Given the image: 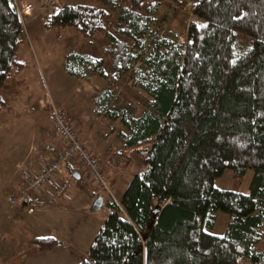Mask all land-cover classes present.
Returning <instances> with one entry per match:
<instances>
[{"label":"trees","instance_id":"obj_1","mask_svg":"<svg viewBox=\"0 0 264 264\" xmlns=\"http://www.w3.org/2000/svg\"><path fill=\"white\" fill-rule=\"evenodd\" d=\"M16 1L0 0V88L23 67ZM100 1L116 11L114 21L103 9L64 6L44 28L108 39L110 72L104 60L79 52L66 57L65 69L80 75L85 67L112 83L131 75L147 97L143 110L135 117L110 110L105 90L96 114L119 121L117 137L142 158L143 171L119 202L105 203L107 218L80 264H235L240 257L264 264V0H190L194 20L183 45L151 30L163 0ZM237 35L251 46L235 57ZM137 62L145 70L133 69ZM227 169L236 180L253 172L248 194L214 187ZM219 213L228 220L213 234Z\"/></svg>","mask_w":264,"mask_h":264},{"label":"rangeland","instance_id":"obj_2","mask_svg":"<svg viewBox=\"0 0 264 264\" xmlns=\"http://www.w3.org/2000/svg\"><path fill=\"white\" fill-rule=\"evenodd\" d=\"M25 1H29L28 3L33 8L23 20L26 24L24 39L18 49L16 59L26 64L28 72L21 77V82L15 81L14 86L8 87L11 99L15 98L18 92L26 90L24 94H28L29 102H32L38 94L46 90V87L52 95H55L50 79L48 78V86H45L46 80H43V74L40 75L41 71L44 72L48 67L50 70V66L54 74L52 77L57 78L59 86H67L65 79L70 82L73 76L66 73L63 67L65 64L62 63L72 53L70 52L72 50L94 58L106 55L104 69L107 73L110 72V58L103 51L108 46V39L103 37L98 40L85 39L80 34L77 38H73L70 34L76 32L74 28L56 27L49 30L43 28L42 21L56 9L64 6L80 5L103 9L110 15L111 21L115 20L116 11L104 5L100 0H17V4L19 6L27 4ZM193 4L194 1L190 0H163L154 17L152 32L159 38L170 40L174 45H183L187 27L194 20ZM83 39L91 42L90 46H83ZM250 46L251 41L248 38L237 35L234 56L237 57L244 53ZM145 52H149V46ZM134 68L144 69L140 62H137ZM11 77L10 81L15 78L14 75ZM109 80L111 79L104 78L100 82L102 83L101 90H108L112 94L108 108L114 112L124 110L128 117L137 116L143 110L147 97L131 83V75L127 74L118 78L115 83ZM21 103L23 104V100ZM6 111H9L10 119L20 120L22 117L17 110L12 113V109L7 108ZM45 111L48 112L47 109ZM43 122L51 125L49 112L46 113V120L44 118ZM99 127L103 132H108L103 143L109 144V149L114 151L112 158L107 162L104 161L105 167L102 168L107 179V188L101 187L98 182L91 179L82 167H80L83 169L80 172V179H76L68 169L63 170V174L62 170H59L53 174L46 186L50 185L52 188L57 180H66L70 187L59 200L52 204L48 202L51 192L43 198H40L36 192L33 195L36 197L28 203V206L22 207L21 201L11 206L10 196L14 193L10 195V191L8 193L5 191L13 189L19 183L20 174L18 173L23 169L16 172L12 158L0 155V264H80L86 258L87 251L107 218L105 203L119 202L132 177L143 171L142 158L134 154V149H124L119 142L114 131L123 130L119 121L102 123ZM12 128L11 125L6 128L5 132ZM51 129L53 130L52 127ZM26 134L28 133L21 132L22 140ZM50 137H52L51 141L56 138L55 135H50ZM145 147L147 145L139 148ZM0 150L4 148L0 147ZM97 157L100 160L99 155ZM98 166L101 169L100 164ZM252 175L253 172L248 170L241 179L236 180L231 171L227 169L221 177L214 180L213 185L220 190L248 194V185ZM44 188L45 186L40 191H44ZM99 197L103 199V208L90 212V207ZM32 203H34L33 206ZM227 220L226 214L219 213L211 233L221 234ZM47 239H53L55 243L51 244ZM38 240L46 241L38 243ZM260 249L261 246L258 247V250ZM235 264H249V262L246 257H240Z\"/></svg>","mask_w":264,"mask_h":264},{"label":"crops","instance_id":"obj_3","mask_svg":"<svg viewBox=\"0 0 264 264\" xmlns=\"http://www.w3.org/2000/svg\"><path fill=\"white\" fill-rule=\"evenodd\" d=\"M25 2L28 3L29 1ZM44 20L45 19L42 21V25ZM25 26L26 24H24V28ZM78 34L79 33L77 32H73L70 34V37L77 38ZM99 38L101 37H98L95 40H98ZM82 41L83 46H90V43L88 44V42L84 39ZM107 50V47L105 50H103L105 54H107ZM70 52L80 53V51L76 50H72ZM85 55L94 58L88 54ZM102 56L98 58L105 61L104 57H106V55L103 54ZM18 62L22 64V69L14 75L15 78H13L11 81L9 79V82H6L8 86L5 83L4 86L0 88V91H2L0 93L5 103V108L0 112V147L4 148V150H0V155L3 154L6 155V157L12 158L16 172L19 170L21 171V169L39 171L43 166V163L46 160L51 159L54 156L56 150L62 144V139L55 132L52 123L50 125L46 122H43L44 118L46 120V113L49 112L51 107H55L66 111L70 124L78 133V136L82 140L83 144L90 150L92 155H99L100 160L98 158V163L100 164L101 169L104 168V161L107 162V160L111 159L114 151L112 152L109 149V144L106 145L103 143L108 132H103L101 127H99L100 124H105L106 122L108 123L110 120L103 117L102 114H96L98 106L95 102V98L101 91H103L100 88V86H102V83L100 82L103 81V78L99 77L94 71L91 72L84 69V67L82 68L83 70L80 71V75H72V81L69 82L65 79L66 84L68 83L67 86L60 87L57 78L52 77L54 74L52 71V66H50V70H48V67L44 72L41 71L40 75L43 74L42 78H44L43 80H46V82L44 81L46 84L45 86H48V78L50 79V82L53 83L52 88L55 90V95H52L46 87V90L38 94V96L35 97L32 102H29L28 94H24L27 92L26 90L18 92L17 96L11 99L8 87L14 86L15 81L21 82V77H24L28 72L26 69V64L22 61ZM62 64H65V62ZM63 67L66 71L64 65ZM66 73L71 75L67 71ZM22 100L23 104L21 103ZM7 108L12 109V113L17 110V112H19V114L22 116L21 119H10L9 111H6ZM46 109L48 112L45 111ZM11 125L13 128L10 129V131L5 132L6 128L11 127ZM114 131L117 135L118 131ZM21 132L28 133L23 137V140L22 135H20ZM50 135L56 136V138L53 139L55 143L53 140V142L51 141L52 137H50ZM67 169L69 173H73L74 170H77L79 173L83 171V169L77 164V160H74V162L71 164H65L62 169V174L63 170L66 171ZM74 176H76V173ZM78 179H80V176ZM19 187L20 181L15 187H13V189H7L8 191H4L7 193L10 191L9 194L12 195L18 191ZM51 190L52 188L50 185L45 186L44 191H41L38 193V195H40V198H43L47 195V193L52 192ZM35 197L32 196L27 201L22 200L20 202L23 203L22 207L28 206V203ZM31 205L33 206L34 203Z\"/></svg>","mask_w":264,"mask_h":264},{"label":"built area","instance_id":"obj_4","mask_svg":"<svg viewBox=\"0 0 264 264\" xmlns=\"http://www.w3.org/2000/svg\"><path fill=\"white\" fill-rule=\"evenodd\" d=\"M16 8L24 25L23 20L31 13L33 7L30 3L19 6L16 1ZM49 118L55 132L62 139V144L56 150L54 156L43 163L39 171L22 170L20 172V187L14 195L10 196L11 206L16 205L18 201H27L36 192L40 193V190L46 186L54 173L62 170L65 164L73 163L74 160H77V164L86 170L91 179L98 182L101 187L107 188V179L104 171L98 166V157L92 155L79 139L78 133L69 122L66 111L51 107ZM69 187L68 181L57 180L52 187L48 202L52 204L59 200Z\"/></svg>","mask_w":264,"mask_h":264},{"label":"water","instance_id":"obj_5","mask_svg":"<svg viewBox=\"0 0 264 264\" xmlns=\"http://www.w3.org/2000/svg\"><path fill=\"white\" fill-rule=\"evenodd\" d=\"M77 179L79 178L78 175L75 176ZM103 206V199L102 197H99L95 200V202L92 204V206L90 207V212H96L98 210H100ZM157 211V210H156Z\"/></svg>","mask_w":264,"mask_h":264}]
</instances>
